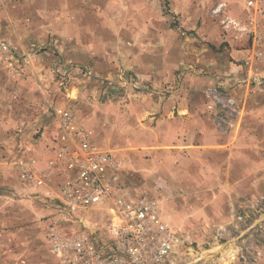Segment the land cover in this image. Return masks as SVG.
I'll return each instance as SVG.
<instances>
[{
    "label": "crops",
    "instance_id": "crops-1",
    "mask_svg": "<svg viewBox=\"0 0 264 264\" xmlns=\"http://www.w3.org/2000/svg\"><path fill=\"white\" fill-rule=\"evenodd\" d=\"M7 1L0 8V43H13L19 58L7 63L0 45V195L5 186L15 188V198L23 193L12 164L2 159L13 153L15 130L26 140V152L15 158L34 157L52 180L60 172L48 165L53 150L45 138L52 129L57 133L58 117L45 107L43 91L58 50L84 75L89 70L116 81L121 72L134 73L146 84L110 111L94 112V130L102 132L100 145L94 143L121 159L135 155L138 164L128 159L132 170L125 166L126 175L134 177L144 166L150 175L185 187L187 196L162 202L175 226L193 230L183 216L239 215L264 199V85L250 80L261 69L255 55L264 50V0H15L10 11ZM225 17L237 18L247 31L226 32ZM35 45L47 50L33 53ZM210 87L229 90L242 105L231 132L215 126L206 106ZM37 131L39 140L26 139ZM16 199L0 198V230L14 237L11 245L0 244V264H60L47 244L41 250L32 239L36 202L26 199L29 208ZM14 246L27 256L14 253ZM255 264H264V256Z\"/></svg>",
    "mask_w": 264,
    "mask_h": 264
},
{
    "label": "built area",
    "instance_id": "built-area-1",
    "mask_svg": "<svg viewBox=\"0 0 264 264\" xmlns=\"http://www.w3.org/2000/svg\"><path fill=\"white\" fill-rule=\"evenodd\" d=\"M222 24L235 36L247 31L237 18L225 17ZM257 41L262 43V36ZM3 49L9 46L3 44ZM256 58L264 62V50ZM250 80L264 82L260 76ZM112 85L134 90L147 87L137 74L127 72L119 73ZM207 107L217 127L234 126L238 104L233 94L210 87ZM55 114L58 130L48 165L59 169L57 177L52 180L41 172L35 158L28 155L11 164L23 190L35 189L34 194L51 210L45 241L60 264H167L185 237L163 219L155 199L129 186L123 160L97 147L70 107L55 108ZM94 211L107 215L104 224L98 225V220L93 225Z\"/></svg>",
    "mask_w": 264,
    "mask_h": 264
},
{
    "label": "rangeland",
    "instance_id": "rangeland-1",
    "mask_svg": "<svg viewBox=\"0 0 264 264\" xmlns=\"http://www.w3.org/2000/svg\"><path fill=\"white\" fill-rule=\"evenodd\" d=\"M2 2L3 0H0V8L3 6ZM15 2V0H8L6 2L8 11H10V9L15 10ZM25 22L27 23V25H29L30 21L28 17L26 18ZM11 34H13L12 26ZM10 40H12V37ZM3 44L9 46V50H4ZM0 45L4 54V56L2 57H4L6 61H8L7 63L13 62V60L17 59V57L19 58L18 52L16 53V47L13 43L9 41H2ZM46 50V45H35V47L33 48V53H41L45 52ZM52 55L57 57V61L53 64L52 76L49 77V83L43 89L44 96L46 98V101H44L45 107L48 109V112H51L52 109L55 112V108L58 107H70L77 118V122L83 128L89 131L91 141L93 143L97 142V144L100 145V134L102 132L101 130H94V126L96 127L97 122V120H95V117H92L94 116V112H97V110L99 109L100 111H110V105L112 103H117V101H120L123 98H127L128 92L132 91L133 89H121L118 87L115 88L112 85L115 83V79L100 75L94 77L92 75L93 73L89 74L87 70L85 71V76L83 72L81 73L78 70L76 65L66 62L64 57L60 56L58 50L53 52ZM257 60L261 64V69H257L258 73L256 72L257 74L252 76H260L264 79V62L259 58ZM94 79L97 81H95ZM251 84L254 86H263L264 82L262 84L251 82ZM134 92L136 91L134 90ZM228 92L230 93L229 90ZM12 101L15 100L12 99ZM236 101L238 104V112L236 113V116H233L234 126L230 129H222L217 127L219 130L231 132V130L235 129L238 125V118L242 109V105L237 98ZM118 106L121 110L124 111L125 102L118 104ZM26 108L33 111L32 113H36L34 112L36 111V109L33 110V108L31 107ZM100 111L98 113H101ZM213 118L215 121V126H217L215 116ZM88 120L90 121L89 125H87ZM54 121L52 122L54 123ZM52 130L50 134L45 138L46 144H49L50 146L51 144L53 146L55 138ZM17 132V130L13 131L12 138H10L14 143V145H12L13 153H11V155H2L3 162H7L8 164H10L13 158L19 155V153L26 152V147L22 145V143H24V141L26 140H22V138L20 139L21 136L18 137L19 132ZM38 132L39 131L31 134V136L26 137V139H31L33 141L39 140L42 137V133L40 132L38 134ZM97 144L95 145L99 147ZM107 151L111 152L112 150L109 149ZM144 157L146 160L152 159L151 155H145ZM123 158L124 159H120L123 160L125 166H127V168L130 170L129 172H131L132 170V164L128 159H131L135 165L138 164L135 155L131 157L127 156L128 159H126L124 156ZM155 161L158 163V160ZM136 171L134 172L136 174L134 175V177L131 176L130 173L126 175L127 183L129 184V186H131L135 192L146 194L155 199L159 204L163 219L173 229L179 231V233L185 237L183 238L181 244L178 245L171 253L170 257L168 258L167 264H255L259 257L264 256V199L252 202V204H250V206L246 208V211H243L239 215L235 214L233 216L227 217L221 216L215 220H199L198 216H183L182 218L186 220L190 219V225L188 226V228L193 229L184 230V228H182L181 226L177 227L172 222H170L168 216L169 214L166 213L162 202H170L173 195L184 194L183 196H187V191H181L185 189V187H181L180 184L166 183L159 177V175H150L151 173L149 172V168H145L144 166L142 168V171L137 169ZM195 187H197V184L195 185ZM22 191V194L17 193L16 198L22 199L24 206L30 208L32 206H30L29 201L34 200L36 202V206L33 212L37 217L34 222L38 230L36 231L37 233L33 235L32 239L34 243H38L41 250H45V248L47 250L48 247L46 245L45 236L48 223L53 217L50 212L51 210L46 206L44 200L41 197L36 196L33 193L35 189H27ZM6 193L9 197L6 196ZM12 193H16L15 188L5 186V189L3 190L2 195H0V198H4L6 199V201L10 200L16 202L17 199L12 196ZM50 194L52 196L54 195L53 192H50ZM195 196L196 194H193L194 198ZM26 199L29 201H27ZM54 217H56V215H54ZM91 217L94 218V222H92L93 225H97L95 224V222L98 220V225H101L104 224V221H106L107 215L96 214V211H94ZM198 228L200 229L198 230ZM180 231H182L183 233ZM5 242H7L8 244L10 243L11 245V243L14 242V237L10 233L3 234V232L0 230V244L3 246ZM13 249L19 251L16 252L13 250L16 254H24V256H27L28 254V251L24 248H22L24 249L22 250L20 246H14ZM0 252H2L1 247Z\"/></svg>",
    "mask_w": 264,
    "mask_h": 264
}]
</instances>
